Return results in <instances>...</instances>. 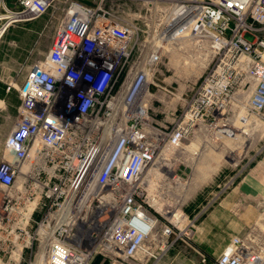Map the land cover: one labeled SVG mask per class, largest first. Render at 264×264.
<instances>
[{"label":"built area","instance_id":"obj_1","mask_svg":"<svg viewBox=\"0 0 264 264\" xmlns=\"http://www.w3.org/2000/svg\"><path fill=\"white\" fill-rule=\"evenodd\" d=\"M57 1L3 6L0 40ZM104 1H67L4 143V211L16 223L15 240L43 249L31 264L158 263L194 234L193 223L164 212L150 190L159 170L178 150L197 156L202 144L264 125V0H129L146 8L135 22ZM176 42L205 51L209 64L185 110L164 126L150 98L157 66ZM171 181L185 182L177 174ZM212 264H264V231L234 237Z\"/></svg>","mask_w":264,"mask_h":264},{"label":"rangeland","instance_id":"obj_2","mask_svg":"<svg viewBox=\"0 0 264 264\" xmlns=\"http://www.w3.org/2000/svg\"><path fill=\"white\" fill-rule=\"evenodd\" d=\"M19 1L0 0V13H4L3 6L19 10ZM67 1L58 0L33 21L14 23L0 40V164L4 143L18 119L21 88L33 65L50 51ZM82 1L94 6L99 0ZM104 6L120 20L133 22L146 9L143 2L129 0H105ZM208 64L207 53L190 42L167 46L150 98L151 114L159 124L171 126L185 110ZM246 129L248 134L238 136L237 148L223 139L202 144L193 156L185 147L168 162L169 168L159 170L150 190L160 196L164 212L171 210L192 222L194 234L188 243L177 239L155 264H212L234 237L253 229L264 231V125L259 122ZM174 174L183 178V185H173ZM6 192L0 186V264L36 263L43 249L36 241L15 240L16 223L4 211ZM163 217H159V229L167 222ZM29 231L33 233L34 228Z\"/></svg>","mask_w":264,"mask_h":264},{"label":"bare ground","instance_id":"obj_3","mask_svg":"<svg viewBox=\"0 0 264 264\" xmlns=\"http://www.w3.org/2000/svg\"><path fill=\"white\" fill-rule=\"evenodd\" d=\"M247 132H248V130L245 129L241 134L236 133V134H234L232 136H228V137H225L223 139L225 140V142L227 144L231 145L232 147L237 148L238 147V145H237L238 136H244L245 134H248Z\"/></svg>","mask_w":264,"mask_h":264}]
</instances>
